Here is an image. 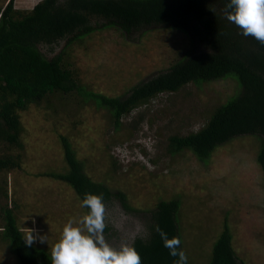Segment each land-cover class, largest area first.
<instances>
[{
    "label": "rangeland",
    "instance_id": "obj_1",
    "mask_svg": "<svg viewBox=\"0 0 264 264\" xmlns=\"http://www.w3.org/2000/svg\"><path fill=\"white\" fill-rule=\"evenodd\" d=\"M8 1L0 0V5ZM39 1L14 0V8L30 10ZM184 35L154 29L128 41L115 29L99 30L68 46L63 61L84 87L83 97L89 91L117 97L177 62L188 48ZM236 89L231 79L188 84L138 106L120 119L117 128L107 110L82 103L79 94L52 95L48 109L32 105L22 113V146L10 151L20 155L21 168L0 172V205L14 208L24 237L28 228L47 234L45 243L32 244L52 252L67 220L86 213L71 186L45 176L67 170L60 139L64 136L86 173L95 182L124 192L133 208L144 211L161 201L180 202L177 219L190 264L209 263L225 223L243 264H264L259 137L234 138L202 162L187 150L172 155L167 151L170 136L201 129L212 109ZM138 140L146 148L136 145ZM9 249L0 239V264H17Z\"/></svg>",
    "mask_w": 264,
    "mask_h": 264
},
{
    "label": "trees",
    "instance_id": "obj_2",
    "mask_svg": "<svg viewBox=\"0 0 264 264\" xmlns=\"http://www.w3.org/2000/svg\"><path fill=\"white\" fill-rule=\"evenodd\" d=\"M225 4L226 0H40L30 10L15 9L14 0L0 5V172L21 168L20 155L10 151L22 146V113L32 105L48 109L52 95L79 94L82 103L107 110L117 128L123 116L160 94L177 92L188 84L231 79L236 92L212 109L201 129L170 136L167 151L172 155L187 150L202 162L234 138L257 136L256 162L264 182V44L241 34L227 19ZM110 28L128 41L149 30H178L185 34L182 39L188 48L177 62L120 96L89 91L83 97L84 87L63 61L64 51L80 38ZM60 139L67 170L45 176L67 183L81 202L85 193L103 195V236L113 247L133 245L142 264H174L178 257L169 255L156 225L169 239L179 237L183 250L177 219L180 202L161 201L144 211L133 208L124 192L95 182L69 140ZM0 223V239L10 246L17 264H52L51 253L25 243L14 208L0 205ZM208 264H243L226 223Z\"/></svg>",
    "mask_w": 264,
    "mask_h": 264
},
{
    "label": "clouds",
    "instance_id": "obj_3",
    "mask_svg": "<svg viewBox=\"0 0 264 264\" xmlns=\"http://www.w3.org/2000/svg\"><path fill=\"white\" fill-rule=\"evenodd\" d=\"M227 19L236 25L243 36H252L264 44V0H226ZM138 143V141H137ZM144 147L146 144L140 143ZM82 205L87 212L78 220L68 219L59 240L53 245L52 264H142L141 256L129 243L119 248L109 244L104 236L105 203L102 194L85 193ZM169 255L178 257L174 264H187V256L179 248V237L168 238L156 225ZM45 243L47 234L36 228H28L25 243Z\"/></svg>",
    "mask_w": 264,
    "mask_h": 264
}]
</instances>
